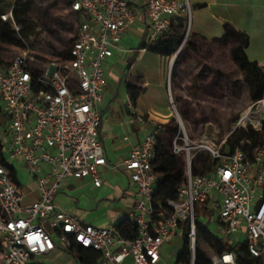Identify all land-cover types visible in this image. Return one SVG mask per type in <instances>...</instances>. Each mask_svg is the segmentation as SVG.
I'll return each mask as SVG.
<instances>
[{
    "label": "built area",
    "instance_id": "built-area-1",
    "mask_svg": "<svg viewBox=\"0 0 264 264\" xmlns=\"http://www.w3.org/2000/svg\"><path fill=\"white\" fill-rule=\"evenodd\" d=\"M65 1L69 11L81 17L68 59L42 62L24 48L9 63H0V157L22 162L39 194L37 200L25 203L9 169L0 164V264H51L41 258L55 248L56 240L65 249L97 252L96 264H157L161 248L184 223L189 227L193 264L196 208L212 199L218 201L217 221L229 243H239L244 235L249 255L264 264V93L239 114L219 147H201L213 160L208 175L192 173L196 152L175 118L177 133L168 151L181 158L184 181L176 199L157 209L153 197L161 179L151 165L160 126L142 116L128 119L148 129L121 164L134 191L130 213L137 230L134 239L119 237L112 226L95 227L58 209L54 197L64 180L91 178L95 187L101 185L99 170L106 166V159L99 140L98 106L105 84L104 62L122 50V34L139 19L129 0ZM142 13L147 30L144 42L150 43L167 33L171 20L179 16L188 20L190 5L187 0H145ZM1 19L10 20L19 30L11 11ZM187 31L179 49L191 32L189 25ZM170 107L175 109L172 100ZM239 130L253 131L257 143L244 137L230 146ZM211 262L236 264V257L226 251L213 255Z\"/></svg>",
    "mask_w": 264,
    "mask_h": 264
},
{
    "label": "crops",
    "instance_id": "crops-1",
    "mask_svg": "<svg viewBox=\"0 0 264 264\" xmlns=\"http://www.w3.org/2000/svg\"><path fill=\"white\" fill-rule=\"evenodd\" d=\"M190 5L191 35L197 41L211 44L214 41L224 42L233 38L236 45L239 35L245 34L248 38L246 56L251 62H255L264 70V0H187ZM145 0H129L130 7L139 12L137 23L122 34L120 41L121 51L104 62L105 84L101 94V102L98 110L101 116L99 140L103 147L106 166L99 170L101 179L100 187H95L91 178L66 179L63 187L55 194L54 202L58 209L77 216L82 221L95 227L115 228L118 223L126 219L131 223L130 213L133 207L134 191L129 179V174L122 169V162L128 158L130 152L137 148L147 128L138 123H129L128 119L142 116L160 126L159 122L172 120L171 89H176L173 78L172 57H162L140 50L139 45L144 42L147 35L146 24L143 18L142 6ZM229 24L234 34H228L224 25ZM189 56L184 54V58ZM133 58L127 69V61ZM136 60V61H135ZM146 62L147 68L139 72L135 77L133 66L135 62ZM5 63V61L3 60ZM126 62V68L121 70L116 66ZM151 63L157 64L156 75L153 69H148ZM6 64V63H5ZM123 64V63H121ZM140 83L143 88L136 103L128 107L127 86H137ZM151 86L163 88L165 86L169 100L158 94L162 101L148 108L144 106L143 97ZM150 102V101H149ZM131 103V102H130ZM22 171L16 168V180L18 190L24 195L25 203H31L38 199L35 180L27 173L22 162ZM218 201L215 199L206 201L198 207L208 210H218ZM206 213L199 215V220L205 225L208 221ZM222 226L217 221L209 230L215 233L217 226ZM132 225V223H131ZM222 235L226 236L223 228ZM183 225L174 233L172 238L161 248L160 260L157 264H181L177 261L178 254L184 247ZM78 247L65 249L61 241L55 242V248L41 259L51 264H80L77 258ZM216 253L214 252L213 255ZM213 255H210L212 257ZM192 264V262H191ZM194 264V263H193Z\"/></svg>",
    "mask_w": 264,
    "mask_h": 264
},
{
    "label": "rangeland",
    "instance_id": "rangeland-1",
    "mask_svg": "<svg viewBox=\"0 0 264 264\" xmlns=\"http://www.w3.org/2000/svg\"><path fill=\"white\" fill-rule=\"evenodd\" d=\"M29 1L32 2V6L28 9V17L35 25L34 30L28 32L27 35L29 54L39 61L52 62L56 60L55 53L69 49L75 39L77 35L76 19L69 11L68 3L65 0ZM187 25L191 27V17L186 20L183 39L188 32ZM189 42L197 47L199 51L197 56L188 47ZM235 46L236 43L233 38L219 44L197 42L189 32L185 43L175 54L176 58L173 62V78L176 89H171L175 106V109H171L172 120L156 122L160 125L169 124L177 127L175 118L178 117L181 127L186 132L188 145L193 152L201 155L206 166H212L213 160L209 152L201 147L205 144H214L219 147L233 127L232 119L237 118L251 102L244 74L233 62ZM0 50V55L6 64L22 52L21 48L6 44H0ZM184 54L189 57L185 59ZM133 61V58H129L127 63ZM121 63L116 67L121 70V73L123 71L126 73V62ZM145 68H147L145 61L135 62L133 66L135 77ZM151 68L153 75H156L157 64H149L148 69ZM138 85L141 84L138 83ZM149 90L152 94L149 95L148 93L142 100L147 108L154 105L153 102L159 104L162 101L158 94L164 96L166 101L169 100L165 86L163 88L151 86ZM2 131L3 129L0 127V138ZM158 137L168 150L174 137L173 133L159 131ZM8 163L18 171L23 170L21 163L10 160ZM205 216L208 219L206 226L210 228L213 221H216L218 217V210H208ZM214 223L217 229L213 234L218 239L229 242V239L222 235V228L216 222ZM243 232L244 230H241V233ZM244 242L245 237L242 235L239 243ZM200 246L203 248L202 244ZM204 249L209 255L214 254L212 250ZM1 254L2 250L0 251V259Z\"/></svg>",
    "mask_w": 264,
    "mask_h": 264
},
{
    "label": "trees",
    "instance_id": "trees-1",
    "mask_svg": "<svg viewBox=\"0 0 264 264\" xmlns=\"http://www.w3.org/2000/svg\"><path fill=\"white\" fill-rule=\"evenodd\" d=\"M31 6L32 2L29 0H0V44L19 47L21 49L28 48L27 35L28 32L34 30L35 27L34 23H32L28 17V9ZM8 11L12 12L13 21L19 28L18 31L15 30L10 20L3 21L1 19V15L7 13ZM72 14L76 19L75 21H78V19L81 18L79 13ZM84 20H87V17L84 16ZM185 24L186 18L182 16L171 20L166 34L156 38L150 43L141 42L139 49L162 57H172L177 52L183 41ZM224 27L228 34H234V31L229 24H225ZM227 40H229L228 37L225 41ZM213 43L219 44L223 42L214 41ZM247 44V36L243 33L240 34L239 42L234 48L232 58L234 64L244 74L245 81L247 82L249 88L250 100L255 101L262 96V93H264V70H262L255 62H251L247 58ZM70 47L61 53H55L56 59H68ZM188 47L194 55L197 56L199 54L197 47H195L193 43L189 42ZM0 63H3L1 55ZM129 66L130 63H128L127 69ZM142 90L143 88L140 85L127 86L128 98L132 105L136 103V100ZM2 121V108L0 103V125L2 124ZM235 121L236 117L232 119L233 123H235ZM159 131L163 133H173V135H175L177 133V127L171 126L169 124L160 125ZM244 137H247L254 144H256L258 141V136L253 131L248 130L245 132L243 130H239L234 133L233 139L230 141V146H233V144L237 143ZM0 164L9 169L14 184L18 185L15 169L8 163L4 156L0 157ZM151 166L153 172L161 179L155 187L153 205L156 209L158 207H166L168 201L176 199V190L178 186L184 181L182 160L180 157L171 154L157 136L155 156ZM212 168L213 165L206 166L201 159V155L196 153L191 167L193 174L208 175L212 171ZM201 213H207V209H200L199 207L196 208L195 227L197 238L194 252V264H212L211 257L204 248L212 250L218 255L226 251H231L236 257V264H259L256 259H253L249 255L248 242L231 245V243L227 241L218 239L209 230V228H207V226L199 220V215ZM188 228V224L184 223V247L177 257V261L181 264H191V251L187 238ZM116 233L119 237L132 240L136 237L137 230L128 220L123 219L118 223L116 227ZM200 244L203 245V248L200 246ZM1 250L2 248L0 244V251ZM98 257L99 254L91 249L79 248L78 250L77 258L80 264H96Z\"/></svg>",
    "mask_w": 264,
    "mask_h": 264
},
{
    "label": "water",
    "instance_id": "water-1",
    "mask_svg": "<svg viewBox=\"0 0 264 264\" xmlns=\"http://www.w3.org/2000/svg\"><path fill=\"white\" fill-rule=\"evenodd\" d=\"M176 54V53H175Z\"/></svg>",
    "mask_w": 264,
    "mask_h": 264
}]
</instances>
